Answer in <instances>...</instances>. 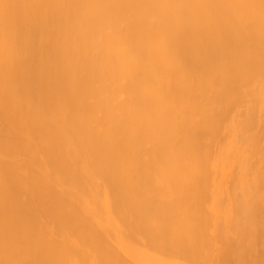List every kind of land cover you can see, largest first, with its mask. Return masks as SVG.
Instances as JSON below:
<instances>
[{"label":"bare ground","instance_id":"bare-ground-1","mask_svg":"<svg viewBox=\"0 0 264 264\" xmlns=\"http://www.w3.org/2000/svg\"><path fill=\"white\" fill-rule=\"evenodd\" d=\"M227 185L261 208L264 0H0V264H216Z\"/></svg>","mask_w":264,"mask_h":264},{"label":"rangeland","instance_id":"rangeland-1","mask_svg":"<svg viewBox=\"0 0 264 264\" xmlns=\"http://www.w3.org/2000/svg\"><path fill=\"white\" fill-rule=\"evenodd\" d=\"M230 187L234 186L227 185L226 187L221 188L220 194H223V199L221 200L219 210L222 211V205H224V210L225 204L229 207L225 211L226 215L221 218L223 220V223L221 220V225H219V229L222 231V234L219 235V242L217 241L216 247L213 245L212 242H210L213 238L212 233L209 232L210 234L208 233L206 235V238H210V243L207 244H211L212 246H214L213 248H210V253L212 249V252L215 251L214 253H211L212 256L215 255L216 252V255H223L219 262L217 259L216 264H264V200L261 202V208L253 211L251 210V205L255 203V201L249 200L245 198L244 195L239 193L235 194L233 192L234 195L231 194ZM216 188L218 187L216 186ZM236 197L238 198V200ZM239 209H245L248 214L252 212L256 213V221L254 222V219H247V217L241 215L239 213ZM255 227L257 228V232ZM223 230H226V232L224 233ZM253 235H255L254 237L257 239L256 242L254 241L255 239ZM218 246H221V249L217 248ZM203 250L204 248L201 251ZM260 250H263V253ZM211 259L214 260L213 257ZM213 260H210L209 263H206L215 264V261L212 262Z\"/></svg>","mask_w":264,"mask_h":264}]
</instances>
